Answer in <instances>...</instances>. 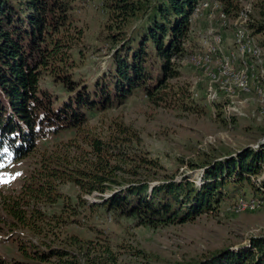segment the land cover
<instances>
[{
  "label": "trees",
  "instance_id": "obj_1",
  "mask_svg": "<svg viewBox=\"0 0 264 264\" xmlns=\"http://www.w3.org/2000/svg\"><path fill=\"white\" fill-rule=\"evenodd\" d=\"M77 1L0 0V166L30 154L37 140L67 130L74 134L38 152L35 165L15 192L0 190V223L33 235L41 233L46 221L41 207L62 199L59 186L66 182L80 193L76 205L102 207L114 219L123 217L137 226L191 220L218 201L220 188L228 184L232 189L245 184L264 200V178L250 180L262 173L264 146L245 147L235 155L205 162L199 186L171 177L149 184L148 168H155L156 162L129 154L130 136L124 135L125 128L119 125L107 134L85 128L86 113L119 106L136 92L151 104L187 107V87H173L169 81L180 76L174 62L184 54L188 17L197 0H102L110 21L107 38L114 51L110 72L91 87L77 85L70 72L69 51L82 37L70 21ZM218 1L226 12L237 7V0ZM254 6L257 19H250L249 28L263 35L259 40L264 46V0ZM43 74L60 83L69 95L56 107L55 99L39 88ZM138 166L145 171L142 180L134 179ZM92 192L98 193L99 202L82 198ZM70 212L79 211L75 206ZM246 244L167 264H264V235L250 236ZM98 246L102 248L97 254L87 245L82 253H75L19 238L17 250L23 261L15 263L113 264L114 253Z\"/></svg>",
  "mask_w": 264,
  "mask_h": 264
},
{
  "label": "rangeland",
  "instance_id": "obj_2",
  "mask_svg": "<svg viewBox=\"0 0 264 264\" xmlns=\"http://www.w3.org/2000/svg\"><path fill=\"white\" fill-rule=\"evenodd\" d=\"M257 1L251 3L250 19H257L254 6ZM70 21L82 35L79 44L69 51L72 80L77 85L91 87L110 72L114 51V45L107 38L110 21L102 0H78L70 12ZM180 59L174 62L180 76L169 83L173 87H187L189 97L185 109L177 103L166 106L151 104L136 92L119 106L86 113V130L107 134L120 125L126 129L124 135L130 136L129 154L135 157L145 155L156 162L155 168H148L151 175L149 184L171 177L176 181L186 178L199 186L205 162L235 155L245 147L257 149L259 147L253 146L264 133V115H257L254 102L237 104L240 115L225 122L218 106L210 109L202 101L201 94L192 97V88H198L192 86L195 74L180 63ZM38 85L51 99H55V107L69 96L49 75H41ZM73 136V131L67 130L37 140L36 148L30 154L1 165L0 190L15 192L35 165L38 152ZM137 171L134 179H144L145 171L141 166ZM262 178L264 166L262 173L251 176L250 180L257 182ZM59 191L62 199L41 207L46 220L41 233L33 235L20 227L9 229L0 223V261L5 264L23 261L17 250L19 238L30 239L43 246H63L75 253H82L87 245L97 254L102 248L98 245L107 246L116 257L113 264H167L195 259L225 247L235 249L247 245L250 236L264 235V200L253 195L245 184H238L234 189L229 184L223 186L218 201L191 220L156 227L137 226L123 217L114 219L102 207L91 209L86 205H76V197L80 193L72 183L61 184ZM82 198L94 203L101 200L97 192L82 194ZM250 199L257 200L258 204L250 207L246 204ZM75 206L79 212L73 215L70 211ZM133 250L141 254L136 256ZM40 264L56 263L51 260Z\"/></svg>",
  "mask_w": 264,
  "mask_h": 264
},
{
  "label": "built area",
  "instance_id": "obj_3",
  "mask_svg": "<svg viewBox=\"0 0 264 264\" xmlns=\"http://www.w3.org/2000/svg\"><path fill=\"white\" fill-rule=\"evenodd\" d=\"M253 0H237L226 12L218 0H197L188 17V38L180 63L195 74L191 95L200 96L225 122L239 116L237 104L252 101L264 115V46L249 28ZM264 146V133L253 147ZM258 204L255 199L247 203Z\"/></svg>",
  "mask_w": 264,
  "mask_h": 264
}]
</instances>
